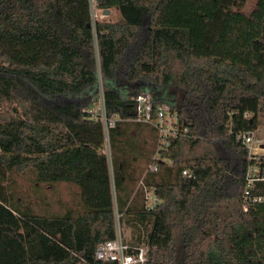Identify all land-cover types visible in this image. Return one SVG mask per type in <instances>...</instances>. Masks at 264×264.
Returning <instances> with one entry per match:
<instances>
[{"label": "trees", "instance_id": "obj_1", "mask_svg": "<svg viewBox=\"0 0 264 264\" xmlns=\"http://www.w3.org/2000/svg\"><path fill=\"white\" fill-rule=\"evenodd\" d=\"M93 1L120 20L92 22L90 0H0V264H116L93 256L115 236L116 212L145 232L127 241L147 246L146 264H264V202L241 207L247 151L236 138L264 115V0L249 12L245 0ZM98 78L106 116H119L107 135L87 111ZM170 85L166 105L189 131L169 138L135 190L136 143L120 139L122 125L154 131L153 157L157 130L132 120L133 97L162 104ZM26 169L36 183L74 184L80 210L18 209L6 180ZM140 181L160 199L152 209Z\"/></svg>", "mask_w": 264, "mask_h": 264}, {"label": "built area", "instance_id": "obj_2", "mask_svg": "<svg viewBox=\"0 0 264 264\" xmlns=\"http://www.w3.org/2000/svg\"><path fill=\"white\" fill-rule=\"evenodd\" d=\"M93 0H90V3ZM134 108L132 120L154 127L157 130V144L155 153L147 165L146 171H157V161L159 150H165L169 144V138L177 137L187 133L188 126L178 124L176 113L171 111L166 104L155 103L150 93L142 91L133 97ZM92 117L102 122L105 135L108 129L114 127L119 120V116L113 114L107 117L104 111L103 97L101 109L94 113L91 108L87 109ZM97 115V116H96ZM245 117L249 115L244 114ZM243 147L246 149V169L244 173V189L242 192L241 207L247 211L251 206L264 202V194H252L251 188L255 182L264 181V136L256 131L240 132L236 135ZM185 177L192 176L189 170H183ZM139 185H143L139 182ZM143 201L146 208L152 209L160 202V199L143 185ZM148 248L146 245L130 244L120 233L119 226L115 223V236L96 244L94 249V259L98 262H116V264H146L148 260Z\"/></svg>", "mask_w": 264, "mask_h": 264}, {"label": "rangeland", "instance_id": "obj_3", "mask_svg": "<svg viewBox=\"0 0 264 264\" xmlns=\"http://www.w3.org/2000/svg\"><path fill=\"white\" fill-rule=\"evenodd\" d=\"M256 0H245L242 10L249 12L254 8ZM91 20L103 21L114 23L120 20L119 13L115 8H109V12H104L103 9L95 7V2L91 1ZM180 65L175 66V72H178ZM173 85L163 89L164 92L162 104H166L167 101L173 98ZM95 93L93 104L90 106L94 113H98L101 109L102 100V87L98 78V84L94 88ZM97 116V115H96ZM259 123L256 133L264 136V115L258 117ZM124 134H122V140L128 142H135L136 147L129 151V161L135 168L134 181L132 184L137 190V181L146 172L147 165L151 161L152 157H148V149L153 148V140L151 136H154L153 130H148V127L142 125H136L132 122H128L122 125ZM151 136H150V135ZM126 138V139H125ZM103 151L109 156V143L106 139L103 145ZM70 184V185H68ZM6 185L11 193L13 201H16V207L20 210L26 208L32 213L38 215H63L66 211L71 210L76 212L80 210V199L78 189L71 183H36L33 170L26 169L20 172L12 171L9 173L6 180ZM127 188L130 191V197L135 198L136 193L134 188H130L127 184ZM136 186V187H135ZM135 193V194H134ZM115 196V194H114ZM115 222L119 226L120 233L128 240L132 242L142 243L145 232L143 229L130 228L125 225L121 215L115 213ZM144 245V244H143Z\"/></svg>", "mask_w": 264, "mask_h": 264}, {"label": "water", "instance_id": "obj_4", "mask_svg": "<svg viewBox=\"0 0 264 264\" xmlns=\"http://www.w3.org/2000/svg\"><path fill=\"white\" fill-rule=\"evenodd\" d=\"M103 11L106 13V12H109V9H103Z\"/></svg>", "mask_w": 264, "mask_h": 264}]
</instances>
